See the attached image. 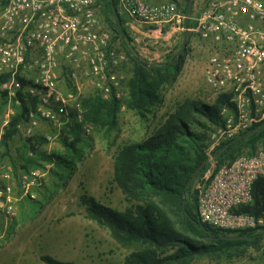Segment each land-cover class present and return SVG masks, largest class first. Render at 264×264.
<instances>
[{
    "label": "built area",
    "instance_id": "1",
    "mask_svg": "<svg viewBox=\"0 0 264 264\" xmlns=\"http://www.w3.org/2000/svg\"><path fill=\"white\" fill-rule=\"evenodd\" d=\"M105 2L133 31L145 28L150 37L156 33L157 38L189 31L221 46L208 60L205 80L215 99L231 95L235 112L225 107L224 125L211 134L209 166L195 183L197 213L203 223L214 228L255 230L264 236V219L239 211L252 202L256 182L264 183V151L240 156L220 167L217 155L210 157L226 143V148L237 146L264 120V0H210L199 15L192 9L181 15L176 0L159 4L146 0ZM98 4L99 0H0V75H9L0 88L10 99L24 90L39 100L40 117L31 114L26 124L29 134L39 118L59 128L74 115V120L84 125V108L74 103L79 92L66 95L60 87L62 59L74 68L69 72L70 80L76 83V69L85 64L99 81L102 97H117L112 92L117 85L115 77L107 78L106 71L125 56H118L112 32L102 28ZM193 18L190 29L185 23ZM19 77L26 79L25 87ZM104 79L110 85L102 84ZM30 185L24 182L27 191ZM0 198L10 203L11 188L1 190Z\"/></svg>",
    "mask_w": 264,
    "mask_h": 264
},
{
    "label": "trees",
    "instance_id": "2",
    "mask_svg": "<svg viewBox=\"0 0 264 264\" xmlns=\"http://www.w3.org/2000/svg\"><path fill=\"white\" fill-rule=\"evenodd\" d=\"M114 6H117L116 2ZM102 13L105 22L111 25L114 43L118 41L126 49L132 63L126 108L144 119L152 117L157 123L143 141L125 144L115 158L114 183L125 195L127 208L119 211L83 193L80 201L87 218L108 229L116 243L130 251L124 264H194L207 258H239L250 248L259 247L263 236L257 231L217 229L203 223L197 213L195 183L208 169L211 134L225 123L223 109L228 107L235 112L231 95H221L212 103L188 98L158 118L156 108L162 103V89L182 71L188 50L184 49L171 64L153 66L156 63L148 64L136 59L128 49V40L132 38L126 20L117 12H114L113 20L107 12ZM185 13H189V8ZM8 79L9 75H0V86ZM19 80L25 87L26 79L19 77ZM7 97V92L0 90L3 108L9 102ZM14 101L18 102L16 113L5 127L1 140L4 155L12 162L15 177L19 176V170L23 175H30L32 168L51 165L52 191L55 194L76 173L78 162L85 158L87 144L83 138V124L72 120L62 126V152L48 154L41 150L47 143L46 138H28L24 144L25 151L20 155L22 163L18 165L9 156L11 143L19 135L20 127L31 120L32 113L40 116L37 114L39 100L24 90L17 92ZM121 107L122 103L115 95L109 100L99 94L89 96L83 100L84 124L111 134L119 127ZM62 120L65 121L64 118ZM258 128L260 130L256 131ZM251 131L255 132L250 135ZM249 132L237 146L226 148L229 144L226 143L220 149L225 150L214 151L218 167L240 156L264 151V120ZM201 168L194 184L189 187ZM41 205L31 203L30 207L36 211ZM239 211L264 219L262 180L254 185L252 202ZM41 260L44 264H76L50 255L41 256Z\"/></svg>",
    "mask_w": 264,
    "mask_h": 264
},
{
    "label": "rangeland",
    "instance_id": "3",
    "mask_svg": "<svg viewBox=\"0 0 264 264\" xmlns=\"http://www.w3.org/2000/svg\"><path fill=\"white\" fill-rule=\"evenodd\" d=\"M167 1L172 0L163 2ZM176 1L179 13L185 15L188 8L189 12L190 9L192 13L197 12L198 7H206L210 0H198L197 7L196 0ZM104 16L102 12L99 14L102 28L111 31V25L105 22ZM130 34L132 39L128 40V49L131 55L148 64L174 63L177 55L181 54L185 36L183 32L175 33V36L178 34L177 37H169L170 33H166L158 38L156 33L153 37H150V33L146 36ZM114 44L118 56H125L124 60L106 71L107 78L115 77L117 85L112 92L122 103L119 127L109 134L95 130L88 123L83 125V138L87 144L84 148L85 158L78 162L76 173L55 194L52 191L51 165L32 168L30 175H23V171L19 170L18 178L15 177L14 167L4 155L1 140L5 127L16 113L15 106L18 102L7 97L9 102L3 108V101L0 99V192L11 188L10 203L6 204L5 198H0V264H44L41 260L43 255L76 264H124L125 257L130 253L116 243L108 229L87 218L85 207L80 201V196L87 193L102 204L119 211L127 208L125 195L114 183L115 158L125 144L143 141L157 123L152 117L144 119L126 108L125 102L129 98L127 83L132 75V63L126 49L118 41ZM186 49L188 51L182 71L162 89V103L156 108L158 118L164 117L185 99L204 100L208 103L215 99L206 84L205 68L210 56L218 52L221 46L195 35ZM72 70L74 68L62 59L60 87L66 95L69 91L79 92L80 96L74 103H81L83 106L85 98L95 94L102 96V90L97 86L99 81L90 75V69L85 64L76 69V83L69 78ZM101 83L110 85L107 79ZM71 118L75 121L74 115ZM36 122L31 134L26 125L21 126L19 135L11 143L9 156L18 165L22 163L20 155L25 151L24 144L32 136L47 139L41 150L48 154L63 150L60 143L62 126L55 128L41 118ZM213 155L211 153L210 157ZM34 173L37 175L34 176ZM24 182L31 184L28 191L24 188ZM31 203L43 205L32 211ZM194 264H264V236L259 247L250 248L239 258H207L197 260Z\"/></svg>",
    "mask_w": 264,
    "mask_h": 264
},
{
    "label": "crops",
    "instance_id": "4",
    "mask_svg": "<svg viewBox=\"0 0 264 264\" xmlns=\"http://www.w3.org/2000/svg\"><path fill=\"white\" fill-rule=\"evenodd\" d=\"M104 1V2H103ZM149 4H159V3H162L164 0H146ZM164 3V2H163ZM197 3H198V0H196V7H197ZM205 7L204 6H200L198 7L197 9V15L199 14H202L203 11H204ZM99 11L100 13L101 12H104V13H108L109 17L113 20L115 19V16H114V12L111 10V8H109L107 5H106V2L105 0H99V4H98V11H97V15H98V18H99ZM194 18L193 20H190L188 21L187 23H185L186 26H188L190 29L193 28V24L195 23L194 22ZM129 32L131 33H135V35H139V34H142L143 36H146L147 35V31L145 30V28H140V29H136L135 31L131 30V28L129 27ZM178 34H180V32H178ZM177 34V36H178ZM186 34V32L184 33V35ZM183 35V36H184ZM191 35H192V38L195 36V34H193V32H191ZM175 36V33H170L169 34V37H177ZM191 38V39H192Z\"/></svg>",
    "mask_w": 264,
    "mask_h": 264
},
{
    "label": "water",
    "instance_id": "5",
    "mask_svg": "<svg viewBox=\"0 0 264 264\" xmlns=\"http://www.w3.org/2000/svg\"><path fill=\"white\" fill-rule=\"evenodd\" d=\"M190 37H191V33H190L189 31H187L186 34H185V36H184L183 45H182V48H181V50H180V53H182L183 50L187 48V46H188V42H189V40H190ZM160 64H163V63L157 62V63L154 64L153 66L160 65ZM201 170H202V168L199 169V170L195 173V175L193 176V178H192V180H191V182H190V184H189V187H192V185L194 184V182H195V180L197 179V176H198V174L201 172Z\"/></svg>",
    "mask_w": 264,
    "mask_h": 264
}]
</instances>
